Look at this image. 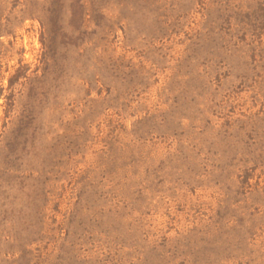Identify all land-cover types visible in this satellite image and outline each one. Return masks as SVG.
<instances>
[{"label": "rangeland", "instance_id": "1", "mask_svg": "<svg viewBox=\"0 0 264 264\" xmlns=\"http://www.w3.org/2000/svg\"><path fill=\"white\" fill-rule=\"evenodd\" d=\"M0 264H264V0H0Z\"/></svg>", "mask_w": 264, "mask_h": 264}]
</instances>
